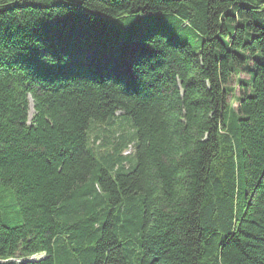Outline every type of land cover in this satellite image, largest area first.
Masks as SVG:
<instances>
[{
	"label": "trees",
	"instance_id": "1",
	"mask_svg": "<svg viewBox=\"0 0 264 264\" xmlns=\"http://www.w3.org/2000/svg\"><path fill=\"white\" fill-rule=\"evenodd\" d=\"M0 264H264V0H0Z\"/></svg>",
	"mask_w": 264,
	"mask_h": 264
},
{
	"label": "rangeland",
	"instance_id": "2",
	"mask_svg": "<svg viewBox=\"0 0 264 264\" xmlns=\"http://www.w3.org/2000/svg\"><path fill=\"white\" fill-rule=\"evenodd\" d=\"M168 18L164 17H151L145 20H140L137 22L132 23L129 26L121 27L120 26V32L122 39L130 40L134 37L143 36L146 34H149L150 32H161L164 34L165 39L167 41H170L172 43L176 44H184L188 41L187 39V31L182 29H177L176 24H174V19L170 18V21H165ZM165 21V22H164ZM189 30V29H188ZM241 79H247V75L240 73V75L235 78H233L232 82L228 86L232 93L231 95H228L227 101L230 105L233 107L236 106L235 99L238 96V86H237V80ZM32 116V106L30 104V111H29V117ZM116 118L112 121L111 125H106L104 123H98V122H90L88 130H87V137H88V146H91V141L98 137V140L94 147L100 146L101 144L105 145L104 147L100 148V151L110 149L117 141L118 137L123 134L126 137H132L133 130L128 127H120L119 124V117H121V113L116 114ZM124 120L128 121L127 119L123 118ZM125 125V123H123ZM119 132V130H121ZM131 154V149H128L124 152V155ZM40 258V255L34 256L30 259L38 260Z\"/></svg>",
	"mask_w": 264,
	"mask_h": 264
},
{
	"label": "water",
	"instance_id": "3",
	"mask_svg": "<svg viewBox=\"0 0 264 264\" xmlns=\"http://www.w3.org/2000/svg\"><path fill=\"white\" fill-rule=\"evenodd\" d=\"M33 260H34V259H28V260H25V261H26V262H29V261L31 262V261H33Z\"/></svg>",
	"mask_w": 264,
	"mask_h": 264
}]
</instances>
